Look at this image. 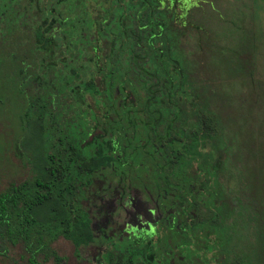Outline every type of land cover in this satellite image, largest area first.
Returning <instances> with one entry per match:
<instances>
[{
	"label": "trees",
	"instance_id": "trees-1",
	"mask_svg": "<svg viewBox=\"0 0 264 264\" xmlns=\"http://www.w3.org/2000/svg\"><path fill=\"white\" fill-rule=\"evenodd\" d=\"M180 28L168 0H0V101L7 89L17 103L12 147L28 164L0 190V256L59 263L56 238L76 252L92 238L83 201L96 177L168 192L190 164L209 208L194 230L221 232L217 160L182 128L206 116ZM139 246L108 262L138 264Z\"/></svg>",
	"mask_w": 264,
	"mask_h": 264
},
{
	"label": "rangeland",
	"instance_id": "rangeland-1",
	"mask_svg": "<svg viewBox=\"0 0 264 264\" xmlns=\"http://www.w3.org/2000/svg\"><path fill=\"white\" fill-rule=\"evenodd\" d=\"M168 3L181 27L179 37L191 74L204 94L202 109L209 131L223 148L217 179L227 205L218 220L233 256L240 255L243 264H264V0ZM4 92L0 101V190L28 174V164L12 147L19 133L17 103L7 89ZM195 119L183 121L185 133L197 127ZM52 245L62 260L39 264H87L70 240L59 236ZM18 252L14 249L0 256V264H14Z\"/></svg>",
	"mask_w": 264,
	"mask_h": 264
},
{
	"label": "flooded vegetation",
	"instance_id": "flooded-vegetation-1",
	"mask_svg": "<svg viewBox=\"0 0 264 264\" xmlns=\"http://www.w3.org/2000/svg\"><path fill=\"white\" fill-rule=\"evenodd\" d=\"M195 120L197 127L187 134L191 138L200 133L203 149H211L217 160V174L223 162L220 155L223 148L209 131V120ZM195 169L200 168L192 164L184 170L173 168L168 192L161 181L158 187L152 186V191L129 185L124 189L106 178L96 177L93 198L83 201L92 238L77 254L87 264H110V251L140 245L137 250L142 257L138 264H243L239 261L240 255L233 256L223 226L219 233L194 230V220L199 222L209 215L208 199H194L203 191L202 186L193 183ZM218 188L225 208L227 199L219 183ZM219 234L221 237L217 240ZM91 249L95 252L90 253Z\"/></svg>",
	"mask_w": 264,
	"mask_h": 264
}]
</instances>
